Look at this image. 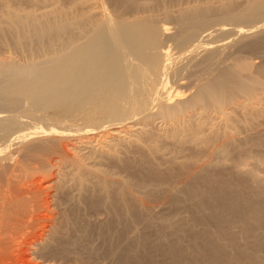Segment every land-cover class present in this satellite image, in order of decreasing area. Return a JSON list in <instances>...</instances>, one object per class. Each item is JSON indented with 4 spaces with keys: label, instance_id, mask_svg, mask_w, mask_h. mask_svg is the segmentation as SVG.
<instances>
[{
    "label": "bare ground",
    "instance_id": "6f19581e",
    "mask_svg": "<svg viewBox=\"0 0 264 264\" xmlns=\"http://www.w3.org/2000/svg\"><path fill=\"white\" fill-rule=\"evenodd\" d=\"M9 1L1 0L0 15L8 27H0V37L8 36L12 45L26 49L20 60L0 59V264H77L76 255L69 252L67 218L60 205L72 190L85 196L94 186L90 182L103 190L116 187L112 204L122 200L130 211L140 206L142 198H126L132 188L107 172L106 165L119 161L122 148L134 146L143 154L139 151L135 165L120 164L121 168L141 176L143 183L150 177L166 180L167 170L160 173L153 163L162 140L187 144L196 155L210 156L236 141L238 112L249 117L264 112V64L254 66L234 57L202 77L222 58L234 36L242 46L259 48L255 36L264 34V24H257L264 19V0H242L252 6L245 11H236L239 0H227L210 7L188 5L162 17H124L125 11L138 8L131 0H73L71 8L51 7L38 15L13 10ZM216 16H221L216 26H208ZM163 20L200 28L180 31L173 39L171 26L162 27ZM18 108L23 111L13 113ZM14 145L13 151L9 149ZM177 147L170 160L181 174L188 166L194 174L189 184L185 182L184 197H199L196 211L208 210L204 218L197 212L202 231L191 230V248H198L195 243L202 238L205 252L202 260L192 262L263 264L259 254L245 251L233 239L229 242L237 250L235 257L222 253L227 225L239 223L245 233L252 231V224L264 229L262 193L247 192L245 182L232 184L227 177L208 172L205 159L183 162L179 159L183 147ZM97 204L92 201L93 207ZM203 220L211 221L219 236L213 237ZM171 233H161V243L155 245L168 261L158 263L150 249H141L142 254L134 257L120 255L116 264H183V242ZM262 245L264 240L254 242L256 248Z\"/></svg>",
    "mask_w": 264,
    "mask_h": 264
},
{
    "label": "rangeland",
    "instance_id": "374dc122",
    "mask_svg": "<svg viewBox=\"0 0 264 264\" xmlns=\"http://www.w3.org/2000/svg\"><path fill=\"white\" fill-rule=\"evenodd\" d=\"M131 1H133V3H135L138 8L135 11H125L123 13L124 17H132L134 15H140V14H151L153 16L162 17V14L164 12L174 13L179 9L187 7L188 5L189 6L198 5V6H203V7H210L214 5L217 6L218 4L222 2H226L227 0H224V1L223 0H131ZM243 1L245 2L247 0H243ZM32 2H29L27 0H12V1H9V4L11 5V8L13 10H17V11L21 10L20 13L21 12L25 13L26 11L33 13L36 11L34 14L37 13V15L43 12L44 10L45 11L50 10L51 7L52 9H54L53 7L71 8L73 5V0H59V1L58 0H42V1L37 0L36 2H33V3ZM244 2L242 3V0H239V2L238 1L236 2L238 3V6L236 4V7H235L236 11H240V10L245 11V10H249L252 7L251 5H249V3L244 4ZM0 4H1V0H0ZM220 18L221 16L220 17L216 16L209 22L208 26L210 27L216 26V22H218ZM3 22L5 21L3 17L0 15V27L6 29L8 26L6 23H3ZM257 24H264V19L260 23H257ZM168 26H171V29H170L171 32L169 34L173 35L172 37L173 39L178 36V33L180 31L200 28V27L190 28V27H187L188 25L184 27H180V25H178L177 22L175 21H164L163 20L162 27H168ZM224 27L230 28L234 26L230 25L229 27L225 25ZM233 38H234L233 39L234 41L231 38H229L231 39L230 40L231 42L228 44L229 47L227 46L224 49L226 50L223 52L224 56L222 55V58L219 59V61L214 66H212L211 69L204 71L202 73L203 74L202 77L208 75L211 71H213L215 68L219 67L220 65L221 66L225 65L229 63L231 60H234L235 58H238V57L251 61V63L254 66L264 64V34L263 33L255 36L256 41H258L257 43L260 45L259 48L257 49H250L248 47L242 46L243 41L238 40V36H234ZM235 40L239 42L238 44V42L236 41V44L238 45L234 44ZM231 43L233 47L231 46ZM25 49H26V45H21V46L12 45L10 42V38L8 36L5 38L0 37V59H6L7 56H11L16 60H20L25 56L24 55ZM193 53H195V51H193ZM181 77H182L181 79V82H182L186 78V75L180 76V78ZM190 79H188L186 82L189 83L193 80V78H190ZM262 83L264 84V77L262 79ZM22 111L23 109L18 108L13 113H18V112L21 113ZM236 117H238L237 120H239L240 122V123L238 121H237L238 123L236 122L238 125V129L236 131L238 132L236 131L234 132L236 133L234 134L236 137L238 133V137L236 141L234 142L236 144L234 145L233 143L231 146L230 145L227 146L224 152H219V153H216L210 156L209 154L207 155L206 153H201V154H197L199 155L198 157L190 149L191 148L190 145H187V144L186 145L185 144L176 145V144H173L174 142L172 143L170 140H162L159 143L161 145L160 150H159L160 152L158 151L159 155L158 153H157L158 156L156 154H155L156 156L154 155L153 163L155 164L154 165L155 170L159 166L158 167L159 170L157 169L158 172L165 173L166 172L165 170H167V172L169 173V176H168L169 178H167L166 180L156 178V180L153 179L154 181L153 182L152 178H155V177H150L151 180L150 178L145 179L144 180L145 183H143V180L141 181L142 179L141 176L135 175L133 171L127 170L124 167H123L124 169L121 168L126 163L135 165V163L141 158L139 154L140 150L135 149L134 146H131L130 148L128 147V149H124V150L122 148L121 153L119 155L120 157L119 161L113 164L111 163L107 164L106 166H107V172L109 174L113 173L112 174L114 175L113 177L123 182L126 185L127 189L132 188L128 190L129 192L126 198L129 199L130 197L131 198L136 197L137 199L139 198V201L142 198L140 201L141 202L140 206L136 207L134 211H130L128 207L126 208L131 213V217L133 216L132 218H130V215H129L130 213L125 209V204L122 200H119L120 202L118 201L119 204L118 202L115 204L111 203L113 201V190H116V187L110 188L108 190H103L100 187L96 186L95 183L90 182L91 184L94 185L93 186L94 188L89 183V185L91 186L89 187V190L88 192H86L85 196L80 194L77 190H72V192H70V194L67 195L68 198L66 197L61 202L60 208L62 209V211H65L63 212L65 213L64 215L67 218L66 225H65V234L67 235L68 240H69L70 254L74 258H75V255L77 257L75 258L76 263L77 264H116L120 255L128 256L130 253L128 258H130V256L132 257L133 255L137 256L139 253L142 254L141 249H143V252L144 250L146 251V249H150L152 252V257L154 255L153 259L158 263L159 262L162 263L165 260L168 261V256L165 254V252L162 251L160 247L155 246L156 244L161 243V240H159L158 242V239H160L158 236L160 235L169 236L171 231L172 233L177 234V230L182 229L180 227H183L182 230H185V232L184 231L182 232V230L181 231L179 230L177 236L180 238L181 242H183V243L180 242L181 244H183L182 245V247H184L182 248L183 251L185 250L184 252L182 251L183 252L182 254L184 256L186 255L185 257L186 259H188L187 261H185L186 260L185 257L182 256V259L183 260L185 259L183 261V264L184 262L185 264L186 262L187 264H194L192 262V258L193 260H196L197 262L202 260L204 258L203 254L205 252L202 249L203 244L201 242H204V240L202 238L197 239V243L195 244L197 245L199 244L198 245L199 247L193 250L191 248V245H190L191 242L189 239L191 238L193 234L192 232L198 233L202 231V229L204 228L202 225L203 223H201V220H199L201 218L197 216L198 215L197 212L200 211L199 215H201L200 213H202L203 217L202 216L201 217L204 218L208 214L207 212L208 210L206 209L207 210L206 211L204 209L202 210L197 209L196 211V207L194 205L197 201L196 198L198 199L199 197H194L195 200L193 198L191 199L188 197L187 198L184 197V194H183L184 185L189 184L191 180H193L191 178H194L190 176V175L194 176L193 172L191 171L192 169L190 168V166H188L186 173L181 174L178 171L177 164L172 162L170 159L173 158L175 155H177L174 152L177 150L178 148L177 146L181 145L180 148L183 147L182 148L183 152L181 154L182 155L184 154V155L182 156V158H179V159H181L183 162L184 161L188 162L191 160V161H196L200 163V162H203L205 159L209 163L206 169L208 170V172L210 171L212 173L216 172V174H220L223 177H227L229 179V182H231L232 184H236L237 181L239 180L240 182H245L246 187L248 189V190L246 189V191L247 192L256 191V192L262 193L259 199L261 201H264V112L261 115L251 116L252 118L249 116H246L243 113L238 112ZM243 117L245 120L243 119ZM25 118L28 120L27 117H24V120ZM174 145H175V148H174ZM15 146L16 145L11 146L9 149L13 147L11 149L13 151L15 149ZM166 146L167 147L169 146V147L167 148ZM140 152L143 154L142 151ZM189 157L191 159H189ZM196 157H197V160H196ZM120 164H122V166H120ZM103 166L102 168L106 167L105 165ZM109 170H112V171L109 172ZM189 171H191L190 172L191 174H189L190 179L188 178L187 180L185 175H187L188 177L187 173H189ZM183 182L184 183L188 182V183L184 184ZM149 187L154 188L157 192L154 191V189L151 190ZM148 188L150 191L147 190ZM159 188L161 190H159ZM131 190L133 192L136 191L134 192V194L136 193L134 196L132 195ZM147 191H149V193L151 194H149ZM151 191H154V192H151ZM129 193L132 196H129L130 195ZM80 196L81 197L83 196V200L79 199L81 198ZM86 197H87V200H86ZM105 197H106V200H105ZM107 197H110L111 200ZM184 198L188 200L185 201ZM174 199H176V201H174ZM95 200H97L98 204L93 207L92 201H95ZM189 200H192V203ZM142 201H143V205H142ZM141 209L144 210V212ZM194 210L196 211L197 214H195ZM116 211H117V215H116ZM141 213H144V214H141ZM77 215H79V217ZM115 217H116V220H115ZM68 219H69V222H68ZM206 223L212 229L211 230L210 228H208L210 231H212L211 235L213 237L219 236L217 233L213 232L215 230V225L211 221H208V220ZM235 224L229 225L231 226V228L228 225L225 227V228L228 227V233L227 235L223 236L225 239V241L223 240L225 248L222 251V253L226 255L225 256L226 258L230 257L233 259L235 257L237 250H235L232 247V243L229 242L230 239H233L235 240V243L238 244L239 247H241L245 251L256 252L257 254H259L258 256L260 258L262 257L263 259L262 261L264 264V245L260 246L259 248H256L254 246L255 241H258L259 239L264 240V231H263L264 229H262L261 227L259 228L257 225L252 224V231L249 233H245L242 231V228L240 227L239 223H235ZM177 225H180L179 229H177ZM107 226L109 227V229ZM112 229L115 231H113ZM174 230L176 231L173 232ZM102 232L105 235L106 234L107 235L109 234V235L105 236ZM161 233H163V235ZM145 237L147 238V240H145L146 239ZM79 239L83 241H80ZM75 241L76 242L78 241V242L76 243ZM144 241L145 243H142ZM80 242H82V244ZM140 245L141 246L143 245L145 248H143V246L141 248ZM153 245L155 248L152 247ZM185 247L187 250L185 249ZM132 250H133V253H132ZM192 254L195 256H192Z\"/></svg>",
    "mask_w": 264,
    "mask_h": 264
}]
</instances>
